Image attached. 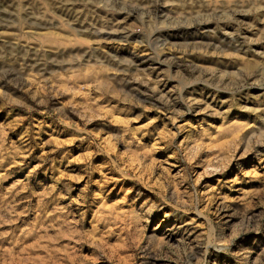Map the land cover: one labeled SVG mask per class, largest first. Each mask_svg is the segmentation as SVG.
Here are the masks:
<instances>
[{"label": "rangeland", "instance_id": "obj_1", "mask_svg": "<svg viewBox=\"0 0 264 264\" xmlns=\"http://www.w3.org/2000/svg\"><path fill=\"white\" fill-rule=\"evenodd\" d=\"M0 264H264V0H0Z\"/></svg>", "mask_w": 264, "mask_h": 264}, {"label": "bare ground", "instance_id": "obj_2", "mask_svg": "<svg viewBox=\"0 0 264 264\" xmlns=\"http://www.w3.org/2000/svg\"><path fill=\"white\" fill-rule=\"evenodd\" d=\"M114 32H117V31H114ZM119 32V31H118ZM114 34H116V33H114ZM120 34V33H119ZM121 34H123V33H121Z\"/></svg>", "mask_w": 264, "mask_h": 264}]
</instances>
